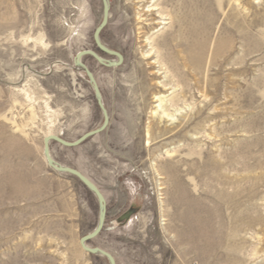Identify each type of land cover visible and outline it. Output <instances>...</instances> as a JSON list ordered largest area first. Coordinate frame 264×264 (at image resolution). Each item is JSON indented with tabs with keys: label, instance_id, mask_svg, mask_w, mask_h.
<instances>
[{
	"label": "rangeland",
	"instance_id": "obj_1",
	"mask_svg": "<svg viewBox=\"0 0 264 264\" xmlns=\"http://www.w3.org/2000/svg\"><path fill=\"white\" fill-rule=\"evenodd\" d=\"M147 1L108 0L100 39L120 67L83 59L108 128L77 148L51 143L105 197L87 245L116 264H264V0ZM103 17L102 0H0V264H110L80 245L99 200L44 156L46 135L73 143L104 124L74 62L118 61L95 44ZM159 93L171 126L153 117Z\"/></svg>",
	"mask_w": 264,
	"mask_h": 264
},
{
	"label": "water",
	"instance_id": "obj_2",
	"mask_svg": "<svg viewBox=\"0 0 264 264\" xmlns=\"http://www.w3.org/2000/svg\"><path fill=\"white\" fill-rule=\"evenodd\" d=\"M103 7H104V17L101 25L98 27V29L95 31L94 34V41L97 46V48L102 51L103 53L110 55L112 57H116L118 61H107L103 58H101L96 52L94 51H82L76 55L75 58V66L82 72H84L93 87V90L95 92V96L97 99V103L103 113L104 116V124L102 125L101 128L98 130L86 133L83 135L81 138H79L77 141L70 143L67 142L66 140L58 137V136H50L44 139V156L47 161V164L49 167L54 169L55 171L59 173H64V174H69L72 175L73 177L77 178L79 181H81L92 193L95 194L97 199L100 202V208H101V213H100V218L98 225L96 229L89 235L83 237L80 240V245L82 249L89 253L90 255H100L105 258H107L110 262V264H116L115 258L108 252L98 249V248H91L87 246V243L98 238L100 234L102 233L105 222H106V217H107V203L105 200V197L103 194L100 192V190L97 188L95 184H93L88 178H86L83 174H81L79 171L75 169H71L65 166H62L60 164H57L53 157L51 156V143L55 142L58 143L59 145L66 147V148H77L81 146L83 143H85L88 139L93 138L101 133H103L109 126V115L108 112L103 104L102 101V95H101V90L99 88V85L93 75V73L88 69L87 66L83 64V59L85 57H92L95 59L100 65L107 67V68H116L120 67L123 64L124 58L121 54L111 51L107 49L106 47L103 46L100 36L103 30L107 27L110 19V6L108 3V0H102Z\"/></svg>",
	"mask_w": 264,
	"mask_h": 264
},
{
	"label": "bare ground",
	"instance_id": "obj_3",
	"mask_svg": "<svg viewBox=\"0 0 264 264\" xmlns=\"http://www.w3.org/2000/svg\"><path fill=\"white\" fill-rule=\"evenodd\" d=\"M148 3L147 0H137V5L139 8V10H141V7L145 4V3ZM146 6V5H144ZM152 7V6H151ZM144 9V8H143ZM151 9V8H150ZM143 11V10H142ZM147 13L148 12H158V8H154V9H151V10H147L146 11ZM145 12V13H146ZM144 13V14H145ZM146 13V14H147ZM150 15V14H149ZM151 16V15H150ZM160 18V16H159ZM139 19L140 20H143L145 22V26H149L151 27L152 25H157V23H150L151 22V19L148 18V16L143 19V16L141 15V13L139 14ZM154 21V20H153ZM141 23V22H140ZM163 23V22H162ZM166 24V23H165ZM44 39V38H43ZM42 38H37L36 41L40 42L41 44H44V41H43ZM149 41L150 39H147V43L149 44ZM151 43V42H150ZM151 46V45H150ZM145 57H147V59H153L154 57V54L153 52L151 51V53H148V54H145ZM108 61V60H107ZM154 64H159V67H162L161 63L159 61H155ZM78 69V68H77ZM79 70V69H78ZM81 72V70H79ZM163 90L166 88L165 85H163ZM161 87H162V84H161ZM23 93L25 94V97L27 98L28 101L32 102L33 101V97L31 96V94L25 90H23ZM166 96L162 95L161 93L157 94L155 96V103L157 104V106L155 107V112H153V117L157 120L158 123L156 124H163V123H166L167 125L171 126L175 123V114L174 113H171L170 112V109L168 107V102L166 101ZM36 117V114L35 112L33 111L32 112V118H35ZM172 123V124H171ZM189 126V123L188 124H185V125H181L180 127L182 128L183 127V130L188 128ZM180 128V129H181ZM177 128H165V129H162V132H163V135H173L175 133ZM50 136H55L53 134H48L45 136V138L47 137H50ZM147 136L149 137V140H148V145H151V141H153L152 139V133L150 131V129L147 131ZM56 162V161H55ZM57 163V162H56ZM58 164V163H57ZM165 221V220H164ZM88 244V243H87ZM88 246V245H87Z\"/></svg>",
	"mask_w": 264,
	"mask_h": 264
}]
</instances>
